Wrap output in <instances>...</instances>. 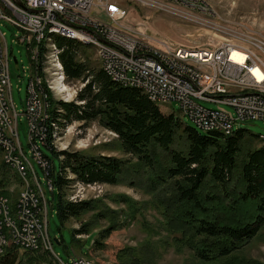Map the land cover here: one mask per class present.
Wrapping results in <instances>:
<instances>
[{
  "label": "trees",
  "instance_id": "1",
  "mask_svg": "<svg viewBox=\"0 0 264 264\" xmlns=\"http://www.w3.org/2000/svg\"><path fill=\"white\" fill-rule=\"evenodd\" d=\"M53 40L61 51L64 78L86 82L75 101L49 99L47 145L59 159L60 168L48 179L58 194L56 213L61 226L94 211L98 203L69 201L62 194L63 188L75 183L125 184L151 195V205L160 214L161 226L175 248L190 251L197 264H263L240 254L264 231V145L259 135L246 129L230 136L200 133L179 117L161 113L160 106L139 90L110 79L99 62L91 60L89 52L94 48L86 41L67 35L54 36ZM74 121L85 126L97 121L117 136L121 150L130 158L55 152L51 147L54 130L49 123L64 128ZM2 168L8 170L3 163ZM17 181L21 184L18 177ZM0 187V195L9 199L15 211L18 197L15 199L3 181ZM126 203L133 217L137 209H130L133 201ZM101 214H107L110 223L92 241L94 249L103 247L120 227L116 213ZM92 226L85 223L72 228L73 238L89 235ZM16 250L9 243L4 254L10 258L3 259V255L0 264H15ZM39 252L48 251L41 248L35 253ZM137 252L125 248L117 259L121 264H145Z\"/></svg>",
  "mask_w": 264,
  "mask_h": 264
},
{
  "label": "built area",
  "instance_id": "2",
  "mask_svg": "<svg viewBox=\"0 0 264 264\" xmlns=\"http://www.w3.org/2000/svg\"><path fill=\"white\" fill-rule=\"evenodd\" d=\"M126 1L165 13L214 36L220 35L224 41L215 46L210 41L188 47L156 39L147 34L144 25H130L128 13L111 0H0L7 11L21 18L22 28H16V43L27 50L30 59V78L21 112L28 129L25 153L19 140V114L13 107L10 87L9 65L14 59L15 64L18 61L0 31V142L7 144V160H16L22 173L24 162L38 164L52 194L54 189L48 177L54 171V164L41 148L49 150L47 110L50 102L45 91L36 92V84H42L39 55L43 33L48 27L83 32L86 39L98 40L100 62L111 67L113 74L125 83L142 84L161 105L176 103L179 118L196 121L202 128L222 127L224 131L248 121H264L263 36L246 38L224 32L217 27L216 16L207 5L198 6L191 0ZM1 21L6 22V15L0 10ZM4 130H11V137H4ZM9 140H16V149H9ZM34 178L40 185L35 169ZM4 199L8 198L0 195V256L5 255L1 220L10 218L9 211L3 209ZM48 205L45 194L44 198L29 201V191H20L16 206L21 221L15 222L14 245L36 252L37 244H45L60 264H87L84 256L72 257L63 263L53 253L48 233Z\"/></svg>",
  "mask_w": 264,
  "mask_h": 264
},
{
  "label": "rangeland",
  "instance_id": "3",
  "mask_svg": "<svg viewBox=\"0 0 264 264\" xmlns=\"http://www.w3.org/2000/svg\"><path fill=\"white\" fill-rule=\"evenodd\" d=\"M191 1H194L198 6L207 5L216 16L217 27L224 32L237 36L241 35L246 38L264 37V0ZM111 2L128 13L127 22L130 25L136 26L138 23L144 25L147 29V34L156 39L166 40L177 45H186L188 47L196 45L202 46L210 41L215 46L224 41L220 35L214 36L210 32L179 21L170 15L143 7L139 3L126 0H111ZM0 10L7 17L14 19V16L1 3ZM0 31L4 34L7 46L13 48V55L18 61L17 64L11 61L9 65L11 99L15 111L19 114L17 118V129L19 140L26 153L28 149V129L21 112L24 109L26 89L30 78L29 54L23 46L16 43L15 35L18 30L14 26L5 21H1ZM79 41L82 42V40ZM46 44L48 45V43ZM93 48L94 51L89 52L90 58L95 63L99 62L100 64L97 51L95 47ZM43 57L40 59V72L43 80L42 83L48 90V98L54 102L61 101L68 103L75 101L77 94L85 86L86 82L67 81L66 78H63V73L61 74L57 69V65L52 59L49 46H47ZM201 104L208 108H215L214 105ZM159 106L161 113L179 116L176 113L178 111L176 103H173L171 106ZM226 110L231 111L229 108H226ZM49 112L50 108L48 107L47 118ZM180 119L188 127L196 129L200 133H205L203 130L197 128L189 119ZM48 122L50 121L47 120V124ZM53 123L55 124V122ZM49 125L53 128L52 123H49ZM236 128L246 129L255 135H264V121H248L243 123V125L236 126ZM57 131L52 144L55 152L77 151L85 155H108L123 160L130 158V156L121 150L117 136L101 127L97 121L91 122L87 126L75 121L69 122L68 125L64 128H58ZM256 145L260 144L257 143ZM41 148L43 153L53 161L55 167L54 172H58L60 168L59 159L53 156L44 146H41ZM26 155L30 159V156L28 154ZM2 163L4 162L0 153V181H3L7 185L8 191L16 199L20 191L25 189V184L22 182L21 187V184L17 181V176L19 177V175L12 170L3 169ZM27 164L29 169L28 174H26V182L29 184L28 187L32 188V192L37 191L41 194L39 196L40 198H44L45 194V199L49 203L48 233L52 243L53 253L63 263H67L72 257L88 256L93 264H121L117 259V255L120 253V250L130 248L138 251V255L140 253L145 264H197L190 251L175 248L171 236L167 235L161 226L162 219L160 214L151 205V195L145 193L143 189L137 187L131 188L125 184L111 186L75 183L65 187L62 190V194L69 201L90 200L98 203L94 211L83 215L80 219H72L62 227L56 213L57 191L54 190L53 194L48 191L43 170L38 164L33 163L34 169L40 179L41 187H39L37 178H34L32 163L27 162ZM1 190L2 187H0ZM125 199H129L128 201L131 202L133 201V207L130 209H137L133 217H131L129 205L126 203L128 201H125ZM8 203L10 204L9 199ZM10 211L14 215V211L12 209ZM109 212L116 213L120 227L113 231L109 238L103 242V247L94 249V246H91L92 241L98 239L100 231L106 229L110 223L109 216L107 214L102 215L101 213ZM97 213H100L98 217L96 216ZM85 223H91L93 225L91 233L89 234L91 235L90 238L89 235H82L79 237V240H75L72 236L71 229H78L81 224ZM260 233L259 236L255 237L241 250L240 254L264 264V231ZM7 237H9L8 234ZM9 243L13 245L10 237L8 238L7 247ZM41 246L46 247L45 244H41ZM15 254V264H60L48 252L26 253L16 250ZM6 258L9 259L10 257L5 255L3 259Z\"/></svg>",
  "mask_w": 264,
  "mask_h": 264
},
{
  "label": "bare ground",
  "instance_id": "4",
  "mask_svg": "<svg viewBox=\"0 0 264 264\" xmlns=\"http://www.w3.org/2000/svg\"><path fill=\"white\" fill-rule=\"evenodd\" d=\"M12 15L14 16V19L9 18V17L6 16V22L9 23L10 25L14 26L15 28H22L21 18L16 16L15 14H12ZM59 35H67V36L76 37V38H79V39H82V40L86 41L87 43H89L90 45L95 47V49L97 51L98 59L100 61V47H99V44H98V40H96V39H86V33H83V32H73V31H70V30H67V29H57L56 27H48V30L43 33L42 49H41V53L39 55V70L41 69L40 59L43 57V54L45 53V51L47 49V46H49L52 59L56 63L57 69L61 72V74L63 73L62 72V68H61V64L59 62V54H60L61 51L56 48V46L54 44V40H53L54 36H59ZM46 43H48V45ZM234 57L236 59L238 58L236 55H234ZM100 64H101L102 70L105 72V74L110 79L122 84L123 86L131 87V88L139 90L142 94H144L146 96V98L150 102H152L154 104L161 105V103L157 100V98L150 91H148L142 84H128V83H125L122 78L117 77L115 74H113V69L111 67H109L108 65H106L105 62H100ZM41 79H42V77H41ZM44 87H45V85L43 83L42 84H36V92L37 93H44V91H45L46 97L48 98L49 97L47 95L48 90L46 89V87L45 88ZM49 99L50 98H48V100ZM0 112H2V104L1 103H0ZM47 113H48V110H47ZM49 116H50V113H49ZM49 116H48L47 120L50 119ZM189 120L192 121L197 128L203 130L205 133L214 132V133H219L220 135H223V136H230V135H232L233 133H235L236 131L239 130V129L236 128V126H238V125L232 126L229 131H224V129L222 127H203L202 128V127H200L197 124L196 121H193L191 119H189ZM181 121L183 122V120H181ZM53 130L54 131H53V134L51 136L52 144H53V141L55 139L56 133L58 132L57 128L54 125H53ZM4 137H11V130H4ZM259 137H260V140L262 141V143L264 145V140H262V136L259 135ZM48 139H49V132L47 130V140ZM51 147L53 148V145ZM9 149H16V140H9ZM0 153L2 155L4 165L9 167L10 170H12L13 172H16L19 175L20 178L18 176L17 177L21 181V187H22V182H23V184H25V187H24L25 189L24 190H28L29 191V201H36V198H40L39 196L41 194H39L35 190H34L35 192H32L31 191L32 188L28 187L29 184H27V182H26V174H28L27 172L29 170L28 166H27L28 165L27 162H24V164H23V173H22L21 172V167L17 165V161L16 160H7V144L5 142H0ZM37 182H38V179H37ZM3 209L5 211H9V214H10V218H5L4 220H1V228H3V230H2V245H3V251L5 253L9 237H10V239L12 240V242L14 244V236H15V233H16V224H15V222H20L21 221V213H20V211L18 209V206H16L15 207V211H14V215L12 214V211H10L11 209H10V204L8 203V199H4L3 200ZM7 234L9 235V237H7ZM43 246H41V244H37L36 245V250H38L40 247H42V249L45 248L46 251H48L47 246L46 247H43ZM15 247L19 251L31 252L29 249H26V248H24V246H21V245H15ZM1 257H3V255L0 256V258ZM88 259L86 257V263L87 264H93Z\"/></svg>",
  "mask_w": 264,
  "mask_h": 264
},
{
  "label": "water",
  "instance_id": "5",
  "mask_svg": "<svg viewBox=\"0 0 264 264\" xmlns=\"http://www.w3.org/2000/svg\"><path fill=\"white\" fill-rule=\"evenodd\" d=\"M13 62L16 63V60L14 59Z\"/></svg>",
  "mask_w": 264,
  "mask_h": 264
}]
</instances>
